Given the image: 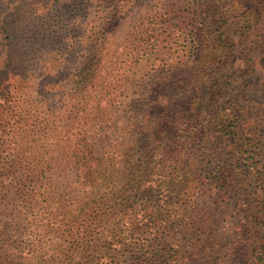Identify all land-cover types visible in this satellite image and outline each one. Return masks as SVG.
<instances>
[{"label": "rangeland", "instance_id": "374dc122", "mask_svg": "<svg viewBox=\"0 0 264 264\" xmlns=\"http://www.w3.org/2000/svg\"><path fill=\"white\" fill-rule=\"evenodd\" d=\"M202 1L209 0H5L0 17L6 15L7 21L17 24L18 34L27 40L21 72L33 74L41 82V68L56 59L52 81L61 87L53 99H79L83 85L75 90L67 80L68 73L81 78L95 69L101 86L99 98L105 99L106 106L123 101L121 108L125 111L121 114L138 117L141 111L133 106L135 99H147L145 103H155L157 99L173 105L171 109L181 110L187 121H207L219 103L221 117L243 115L237 131L253 134L264 150V48L252 51L251 67L247 69L250 43L245 44L246 50L238 47L229 29L223 36L230 41L229 49H223L217 45L214 27L209 32L200 31L197 10ZM223 1L220 6L225 5L229 17L222 14V22L227 19L229 23L244 12L242 4H247L244 0ZM257 1L254 18H260L264 32V0ZM263 34L260 38H264ZM29 41L35 44L30 45ZM36 55H42L45 61L36 64ZM228 55L229 62L224 66ZM219 67H226L228 77L220 83V92L211 84ZM33 96L46 99L38 93ZM139 103L144 109V102ZM230 104H234L231 109ZM128 108L131 110L127 113ZM182 128L187 130V126ZM130 129L142 131L135 125ZM138 140L137 151L147 149L148 141ZM173 141L174 135L170 134L167 143ZM188 142L190 151L194 150L192 142ZM233 146L229 144L228 149ZM138 153L141 152L135 154ZM250 155L251 149L238 156L234 152L225 155V164H231L238 174L228 177L223 185L218 182L212 192L209 189L213 179L206 177L204 168L202 171L193 164L192 155L180 157L179 171L188 174L195 166L203 176L189 180L181 197H175L173 188L163 191L151 185L138 189L140 185L134 184L131 201H135V213L141 215L149 208L153 217L144 229L148 234H129L124 245L120 228L106 238L84 237L82 246L69 238L57 239L54 229L43 232L32 215L33 209L20 194L1 191L0 264H253L240 253L231 254L233 247L248 240L244 231L253 223L252 210L264 196L247 169L245 158ZM252 161L262 165L259 159ZM214 166L206 169L213 171ZM115 169L113 177L101 185L112 201H117L116 191L132 178L129 170L119 166ZM170 192L173 196H165ZM79 207L80 204L74 219L81 211ZM166 214L170 215L169 223L162 229L161 239L152 244V227L158 217ZM81 223L77 221L73 230ZM116 240L121 242L115 244ZM89 245L90 249L86 247Z\"/></svg>", "mask_w": 264, "mask_h": 264}, {"label": "trees", "instance_id": "16d2710c", "mask_svg": "<svg viewBox=\"0 0 264 264\" xmlns=\"http://www.w3.org/2000/svg\"><path fill=\"white\" fill-rule=\"evenodd\" d=\"M211 1L215 3L210 4ZM244 1L247 2L242 4L244 12L232 23L227 19L222 22V14L228 15L225 5L220 6L223 0L200 2L197 17L203 33L214 27L217 45L223 49H229L227 41H230L223 37L229 29L238 47L246 50L245 44L250 43L246 52L249 69L252 51L264 48V38H260L264 32L260 18H254L253 9L258 7V1ZM4 2L0 0V11ZM17 28V24L7 21L6 15L0 17V193L10 190L20 194L26 205L33 209L32 215L43 232L54 229L57 239L69 238L77 246L84 245V237L94 239L95 235H100L106 238L119 228L120 239L124 240L122 245L129 234L145 235L144 229L153 215L149 208L141 215L135 213V201H131L134 184L140 185L138 189L151 185L163 191L173 188L175 197H181L189 180L203 176L198 173L200 168L195 166L188 174L180 172L181 156L192 155L193 164L199 165L202 171L204 168L206 177L213 179L209 189L212 192L218 182L223 185L228 177L238 174L231 164H225L224 156L231 152L238 156L243 150L251 149V155L245 158L246 166L264 194V150L253 134L237 131L243 115L223 118L219 115L221 106L218 103L207 121L204 118L187 121L180 109H171L173 105L157 99H154L155 103L135 99L133 106L141 112L138 117L127 116L121 114L125 111L121 108L123 101L106 106L105 99L99 98L101 86L97 83L95 69H90L81 78L68 73L67 80L75 90L83 85L79 89L82 92L79 99H53L57 88L61 87L60 83L52 81L56 76L53 63L56 59L49 60V66L41 68V82L35 75L21 72L19 66L24 63L22 54L28 43L18 34ZM2 34H6L5 37ZM29 44L35 43L29 41ZM229 59L228 55L226 64L222 65H227ZM34 60L36 64L45 61L42 55H36ZM226 78V67H219L211 84L220 92L223 86L220 83ZM33 93L46 99H35ZM139 102H144V109ZM233 106L230 104L228 108ZM130 110L128 108L127 113ZM134 125L142 131L134 129L131 132ZM184 126H187L185 131ZM170 134L174 135L172 144L167 143ZM138 139L148 141L147 149L138 148L137 151ZM188 141L192 142L194 150L190 151ZM229 144L234 146L228 149ZM136 152L141 153L136 155ZM254 159H259L262 165H256ZM208 165L214 166L213 171L206 169ZM117 166L129 170L132 178L116 191L117 201H112L101 185L113 177ZM166 195L173 196L171 192ZM79 204L81 211L74 219ZM254 208L253 223L244 231L248 240L233 247L231 254L240 253L253 264H264V231L261 229L264 228V196ZM168 217L170 215L166 214L157 218L152 227L155 229L150 240L152 244L161 239L162 229L169 223ZM77 221L82 223L75 231L73 227ZM120 242L116 240L115 244ZM86 247L90 249L91 245Z\"/></svg>", "mask_w": 264, "mask_h": 264}]
</instances>
